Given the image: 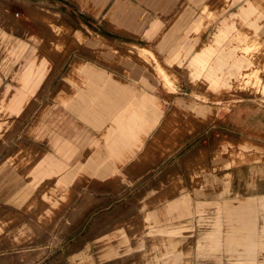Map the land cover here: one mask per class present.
Returning <instances> with one entry per match:
<instances>
[{
  "label": "rangeland",
  "instance_id": "374dc122",
  "mask_svg": "<svg viewBox=\"0 0 264 264\" xmlns=\"http://www.w3.org/2000/svg\"><path fill=\"white\" fill-rule=\"evenodd\" d=\"M118 1L131 5L123 14H116L114 21L112 10ZM231 2L0 0V97L8 86L11 93L19 87V76L31 62L41 64L45 71L26 110L10 118L9 126L1 131L4 134L0 139V195L6 204L0 205V257L10 256L12 262L0 259V264H137L132 258H125L123 262L100 261V250L108 251L110 256L118 253L117 246L112 245L111 234L100 246V213L117 205L114 197L121 196L123 191L136 186L141 189L145 182L154 181L155 172L196 145L204 148L205 154L188 163L193 180L200 179L197 178L200 162L210 155L216 160L218 176L231 169L233 175L226 174L225 182L233 178L234 190L231 196L221 197L218 188L215 211L205 215L201 222L205 228L197 232L196 239L190 225H180L172 231L170 236L180 242L175 244L174 257H179L176 263L188 264L187 251L191 249L195 251L191 264H228L227 233L233 226L229 217L232 208H240L243 201L254 200L256 207V225L247 228L263 230L264 60L248 71L238 86L221 91L212 90L202 79H192L190 54L182 55L177 61L168 60L176 46L192 45L191 52H195L213 36L225 18L239 20L235 12L245 1ZM205 4L208 13L203 14ZM210 12L213 18L208 19L207 27L192 31L197 20L206 14L209 17ZM154 20L160 23V28L151 36L146 32ZM97 37L109 40L110 48L115 51L113 57L105 53L107 45ZM141 46L154 49L162 64L177 74L176 90H170L160 78H155L154 66L138 53ZM126 57H131V62H125ZM78 61L148 89L162 101L164 112L159 125L151 130L144 146L134 156L119 163V171L115 173L100 165L95 170L97 164L91 143L101 137L103 129L97 130L62 99L75 93L77 87L68 74ZM136 68L145 72L141 79L134 75ZM100 86H105L101 79ZM178 98L209 105L211 111L200 115L195 109L176 107ZM31 105L33 108L28 113ZM2 126L0 123V129ZM67 141L71 142V149L66 147ZM244 142L252 146L244 148ZM240 151L253 160L242 161ZM47 155L65 162L66 170L37 181L33 171ZM258 156L260 159L255 160ZM68 171H73V176L60 184L59 179ZM217 182L220 183V178ZM157 193L153 203L175 194L176 188ZM55 199H58L56 204ZM81 205L80 214L65 229L68 217ZM207 209L202 207L203 212ZM53 224L57 226L55 231L50 228ZM215 226L220 230L221 245L214 250L206 246L199 253L196 241ZM104 233L105 230L101 235ZM152 234L155 238L169 236L166 230ZM161 240H153L150 250L154 258L159 251L162 262L152 260L151 264H167L164 245L170 244L169 240L164 243ZM36 241L49 243L28 245ZM33 249L38 250L37 257H40L34 263ZM258 257L263 259L264 253Z\"/></svg>",
  "mask_w": 264,
  "mask_h": 264
},
{
  "label": "crops",
  "instance_id": "0c3cea01",
  "mask_svg": "<svg viewBox=\"0 0 264 264\" xmlns=\"http://www.w3.org/2000/svg\"><path fill=\"white\" fill-rule=\"evenodd\" d=\"M240 1L232 0L231 3L235 4ZM244 1L239 11L235 12L239 20L225 18L213 36L195 52H191L192 45L188 48L176 46L168 60L177 61L181 59L182 55L190 54L189 67L193 80L202 79L214 91L238 86L244 75L264 60V0ZM130 5L122 1L115 3L111 16L114 21L116 14H123L126 9L130 8ZM202 9L203 14L208 13V5L205 4ZM206 15L197 20L192 31L199 32L207 27L208 19L213 18V12L208 14L209 17ZM54 27L60 28L57 25ZM159 28L160 23L154 20L146 33L153 36ZM97 38L107 45L105 53L111 54L113 57L115 51L110 48L109 40ZM87 42L89 44L90 39ZM138 53L154 66L155 78H160L170 90H176L177 74L162 64L154 49L141 46L138 47ZM124 61L131 62V57L124 58ZM134 71L137 79L145 76L142 68H136ZM44 76V66L31 62L19 76V87L11 93V88L8 86L2 93L0 123L3 126L0 132L4 130L5 126H9L10 118L26 110L31 96ZM68 77L77 88L73 95L62 96L64 103L92 123L97 130L103 129L101 137L94 139L91 143L94 147L93 158L97 164L95 170H99L98 165H100L111 173L119 171V163L134 156L136 150L144 146L145 138L151 130L159 125L164 112L162 101L148 89L145 90L135 83H126L113 77L108 71L84 61L74 64ZM100 79L105 83V86H100ZM196 95L200 96L201 94L196 93ZM175 104L176 107L195 109L200 115H206L211 111L209 105L186 102L182 98H178ZM32 108L33 105L27 110L28 113ZM3 134L4 132H1L0 139ZM243 144L244 148L252 146L250 142ZM71 145L70 141L66 142V147L71 149ZM204 150L199 145L185 150L172 163L163 166L159 172H155L154 181L145 182L146 184L141 189H136V186V188L123 191L121 196L114 197L118 204L111 210L100 213V246L103 244L102 241L106 240L104 238L111 234L114 236L112 245L117 246L118 253H115V256H110L108 251L100 250V261L123 262L125 258H132L137 264H151L152 260L162 262L160 252L156 251L154 258L150 250L153 240L162 239V243L169 240L170 244L164 245L166 263L177 264L176 261L179 257H174L177 251L175 244L178 245L180 242L176 237L170 236L172 231L180 225H190L189 228L194 232L193 238L196 239L197 232L201 228H205L201 227L205 215H211L215 211L218 188L222 192L221 197L231 196L234 190L233 178L225 182L226 174L233 175L231 169L218 176L216 160L210 155L200 162L197 175V178L200 179L193 180L188 163L190 160L204 155ZM239 155L242 161L253 160L243 151H240ZM254 159H260V157ZM106 164L109 166H105ZM78 168H81V164ZM63 170H66L65 162L56 160L52 155H47L35 167L33 173L34 178L38 181L45 176ZM72 176L73 171H68L59 179V183L62 184L66 180H70ZM218 178H220L219 184ZM165 188L167 191L176 188V193L153 203L152 200L155 198L156 192L162 193ZM224 191L229 193L224 194ZM46 198L52 200L51 196H46ZM5 200L0 195V205L6 204ZM54 203H58V199H55ZM242 203L240 208H232L229 217L233 226L227 233L229 255L226 260L228 264L264 262V258L259 259L258 257L259 253H264V228L260 232L250 231L247 228L254 227L257 222L254 200ZM261 205H264V202ZM202 207L206 209L208 207V209L203 212ZM82 208L83 205L72 212L64 224L65 229L72 224ZM49 213L51 214V212ZM50 228L55 231L57 226L53 224ZM34 229L39 232L38 228L34 227ZM104 230L105 233L102 236L101 233ZM156 230H166L169 236L155 238L152 232ZM219 236L220 230L215 226L203 237H200L199 241H196L197 251L201 253L206 246L211 250L217 249L221 245ZM49 239L51 240V238ZM49 242L36 241L28 243V245L40 246ZM37 252L38 250H32L33 257L36 256L33 263L40 259L37 257L39 256ZM194 253L195 251L191 252V249L187 251L188 264H191ZM0 259L12 262L10 256L0 257Z\"/></svg>",
  "mask_w": 264,
  "mask_h": 264
}]
</instances>
